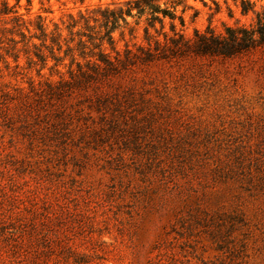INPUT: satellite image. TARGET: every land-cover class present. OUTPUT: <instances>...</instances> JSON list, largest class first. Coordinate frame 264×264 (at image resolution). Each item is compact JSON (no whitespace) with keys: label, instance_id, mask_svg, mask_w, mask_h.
<instances>
[{"label":"rangeland","instance_id":"obj_1","mask_svg":"<svg viewBox=\"0 0 264 264\" xmlns=\"http://www.w3.org/2000/svg\"><path fill=\"white\" fill-rule=\"evenodd\" d=\"M173 1L0 0V264H264V0Z\"/></svg>","mask_w":264,"mask_h":264},{"label":"trees","instance_id":"obj_2","mask_svg":"<svg viewBox=\"0 0 264 264\" xmlns=\"http://www.w3.org/2000/svg\"><path fill=\"white\" fill-rule=\"evenodd\" d=\"M155 0H128L127 9L123 11L120 9L119 12H110L112 16V25L109 29L106 30L105 36L107 39L112 42L111 32L116 27L118 17L124 16V14H131L133 8H137L139 14L145 13V10L150 9L151 17L149 18L150 22L159 19L156 13L160 10L164 15L168 14L173 17V13L168 9H161L158 5L154 3ZM184 0H174L171 7H175L178 4L182 3ZM242 11L248 12L254 7V4L248 0H242ZM182 21V20H181ZM174 31V25L171 26ZM44 32V29L41 28ZM178 34V33H174ZM197 40L195 41V50L199 53L204 54H216L222 56H231L241 50L249 49L256 47L258 45L264 44V7L261 11L255 13V22L249 27L237 26V27H226L225 35H216L213 30L207 29L205 33L195 32ZM100 45V44H99ZM99 60L105 63L110 64L111 61L108 60L103 53L100 51L98 53Z\"/></svg>","mask_w":264,"mask_h":264}]
</instances>
